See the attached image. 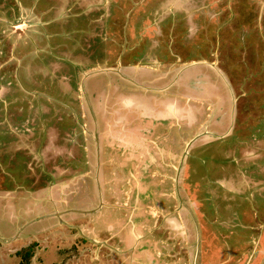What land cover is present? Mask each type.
<instances>
[{"label":"rangeland","instance_id":"obj_1","mask_svg":"<svg viewBox=\"0 0 264 264\" xmlns=\"http://www.w3.org/2000/svg\"><path fill=\"white\" fill-rule=\"evenodd\" d=\"M57 1L59 0H36L35 5L45 6L39 10L34 8L36 13L31 11L27 16L30 7L29 4L27 6L24 3V0H1V3L7 4L12 13L4 16L7 10L0 5L2 9L0 11V140L4 141L5 137L11 135L5 123L11 120L18 133L29 135L28 141H36V147L32 151L36 152V157H41L42 151L39 153L37 149L39 142H43L41 140L43 136L44 138L48 136V133L43 134L44 130L49 132L51 129L37 119L39 117L36 118L39 97L46 94L54 99L53 96H58L67 110L69 105L77 106V108L79 105L80 109L83 110L86 107L89 110L92 108L93 98L90 93L87 96L84 95L88 91L86 83L80 88L73 86L75 92L72 93V86L65 79H69L71 83H73L71 78H81L86 81L90 73L95 71L94 74H100L99 79L104 78L107 82L108 78L113 77L107 74L110 66H118L119 69L124 65L128 66L133 59L141 56L147 49L152 58H149L148 62L143 61L142 58L138 59L137 63L140 64L131 71V76L124 75L127 77L130 88L136 91L141 84L149 83L145 81L147 76L141 71L144 65L159 68V71L153 70L152 75L160 79L157 81L160 84L158 83L157 89L152 92L159 95L161 100L176 97L183 107L190 106L194 120L190 123L186 118L180 121L174 119L176 121L174 123H177L175 126L177 137L166 134L170 131L169 120L161 122L167 125V129L160 131V137L166 136L160 141L162 150L157 151V154L153 152L154 157L150 155L151 152H148L147 155H139V158L132 161L127 156V162L123 164L126 172H124L125 176L121 177L125 179L122 182L126 183V186L131 184V191L125 193L124 198L111 200L109 207L112 208L111 213L114 212L115 221L116 217L118 220L122 218L125 231L127 227L135 228L132 224L136 220L142 221L145 226L144 236L141 239L135 237L129 246L123 245L117 237L111 235H99L97 241L102 242L107 239L114 246V241L117 240L115 246L122 249V254L127 253L122 264H264V230L260 228L264 226V199L262 198L264 197V0H65L62 6L69 18L66 20L67 27L63 28V36L55 37L60 45L52 40L48 44V40L36 26L39 24L32 20L35 18L40 22L39 18L45 19L44 15L48 13H50L48 17H53L57 11L61 14ZM166 3L171 11L170 15H173V21L170 22L172 28L171 31L166 29L163 36L158 39L160 46L165 45L170 51L172 47L174 53L170 54L165 50L167 53L165 55L169 58L163 56L161 47L160 52L158 51L160 54H156L159 48L156 51H153L154 49L149 51L150 39L144 38L138 41L139 47L136 50L131 48L134 41L138 40L137 30L142 28L143 23H151L156 9L159 12L162 7H165L162 4L166 5ZM83 12L89 15H83ZM105 14L107 15L103 19ZM20 16L29 17V22L15 25V21H21ZM190 22L194 25L192 30L194 34L191 36L185 34L188 29L186 24ZM52 27L61 31V24L57 21L53 22ZM235 27L241 28L240 34L242 33L243 39L238 35L235 36ZM174 31L176 41L173 43ZM253 37H259V42L254 43L256 39ZM194 43L200 46L198 50H195ZM30 55L35 56L36 63L34 65L30 63L29 66ZM154 59L164 64H161V67L155 65L152 63ZM179 60L182 64H178ZM186 62L191 68L200 63L205 66L214 65L220 72H225L226 76L232 77L236 85L243 87L242 93L245 92V95L233 91L232 82L226 79L224 91H220L227 96L228 88H230L232 97L228 94L227 100H233L234 110L242 109L239 119L235 120L236 126L233 132L232 125L228 128L229 131L224 127L218 128L219 118L224 115L222 110L225 111V108L219 106L221 101L219 103V92L217 93L215 85L214 90L210 92H206V86L203 85L202 88L185 89L187 95L193 94V99L188 105L183 97H179L183 94L178 87L181 72L176 77L175 85L171 84V86L168 81H164L172 69L176 71L174 67L179 65L182 68ZM210 70L209 78H212L216 84L218 71ZM29 77L36 79L35 84L21 85L22 89L20 84ZM48 78H54L53 87L48 85H40V87L36 84V82L38 84L43 82L44 79L49 80ZM60 78L61 85H57L60 83L58 81ZM133 79L139 85L132 86ZM202 82L204 84L205 77ZM218 86L221 88V84ZM55 87L60 90L57 95H53L54 93L50 91ZM18 96L23 99L22 104L26 105L24 111H30L29 116L20 117L22 104L19 103ZM16 97L17 100H14ZM8 109L11 111L10 116H5L4 112ZM85 115H87V118H84L85 125L89 123L90 126L89 114L85 113ZM32 120L36 124L32 125L33 128L30 127L33 132L29 133L26 128L31 126ZM55 121L61 124L63 129L73 125V120L65 114L63 117L61 114L55 116ZM227 123L230 122L227 121ZM236 137L240 140V144L234 143ZM12 138L13 143L20 144L18 137L12 136ZM21 140L27 142L25 136H22ZM163 142L166 145L169 144L167 151L163 150L166 147ZM236 144H238L237 150L240 152L242 150L241 155L247 156L248 153H243L247 150L254 155L256 164L251 167L246 159H243L240 169L245 172L247 180L254 179L255 185L249 188L246 186V191L239 196L231 197L230 194L229 199L221 200L225 190L219 186L220 179H226L232 173V166L239 168L236 158L240 157V154L230 152ZM176 146L179 148L178 153ZM240 146H242L241 149ZM18 147L20 146L15 148ZM9 150H12V147ZM15 151L23 153V149H15ZM191 151L188 162L192 168L196 167L198 175H207L210 171L212 174L209 173L207 177H203L202 182L196 180L199 177H194L191 184L186 181L183 183L182 180L176 184L174 179L176 169L180 168L181 157L185 159ZM9 156L10 154H7V160ZM136 162L138 165L134 166ZM167 163L176 164L177 168L172 166L171 169V165L166 166L165 171H159V175L156 176L151 170L148 172V169L153 168L154 165L163 167ZM17 169L20 172L24 170V166L19 165ZM128 169L130 173H127ZM11 170L14 171L12 168ZM177 174L179 176V173ZM232 176L231 174L230 177ZM241 178H245L244 174L238 175L235 180ZM213 179L219 180L213 181ZM242 181L244 182V179ZM224 184L226 188L231 185L228 180ZM183 186L186 189L182 192ZM190 186L196 187L197 191L200 186L206 187L207 190L204 195L206 200L203 199L204 203L196 201L193 197L197 205L193 211L186 207L187 201L184 198ZM231 187L234 188L232 185ZM176 188L179 191L177 194ZM197 195L198 192L194 193L195 197ZM29 198H33V195ZM218 198L221 200L219 203L216 202ZM121 207L122 209H119ZM113 208L122 210L123 214L116 212ZM50 211L54 213L53 207ZM15 212L22 214L18 207ZM235 212L237 213L234 214ZM5 214L9 218L11 211ZM18 218L21 219L18 224L20 227L25 225L27 220H34L33 217L25 219L19 216ZM63 220L69 222L65 217ZM75 221L80 226L81 233L73 228L61 230V224L57 219L55 223L49 222L52 228L38 229L39 233L35 236L23 235L20 240L12 239L9 243L0 241V264H111L113 260H118L117 257H121V254L114 249L109 250L107 246L90 244L89 241L84 240L81 234L89 235L92 232L91 226ZM170 221L176 224L175 227ZM252 222L254 223L251 224ZM113 228L115 230L120 226ZM100 229L105 228L100 227ZM10 235L6 238L15 236L14 233ZM30 246L34 247V253L29 259L26 256V249L28 250ZM127 247L130 250H126ZM139 247L137 252L139 254H136V248Z\"/></svg>","mask_w":264,"mask_h":264},{"label":"flooded vegetation","instance_id":"obj_2","mask_svg":"<svg viewBox=\"0 0 264 264\" xmlns=\"http://www.w3.org/2000/svg\"><path fill=\"white\" fill-rule=\"evenodd\" d=\"M24 3L26 5L29 4L30 7V12L27 13V16L28 14L30 15L31 11H33V13L35 12L36 9L34 8H37L39 10V9H43V7L45 6V5H41L39 7L38 4L35 5L36 0H24ZM56 3L58 5L57 7L61 9V14L57 11L53 17H48L50 14L48 13L47 15H44L45 19H43V17L42 19L39 18L41 20L40 22L37 21V19L35 18H32V20L35 21V23L39 24L36 26L39 28V30H41L42 35L48 40V44H50V40H52L54 43L60 45V43L55 37L59 35L63 36V28L67 27L68 22L66 20L69 18V15L63 14L65 13L63 9L64 6L63 3H65V0H59ZM31 4L32 6H30ZM167 4L168 3H166V5L162 4V6L165 7H162V9L159 12L156 9V13L154 14L153 20L150 21L151 23H143L142 28L137 30L138 40L134 41V45L131 48L136 50L139 47L138 41L144 38L146 40L150 39V46H148L149 51H151V49L152 50L154 49L153 51H156L159 48L156 51L157 52L156 54H160L159 50L161 47L162 53H164L163 56H166L165 54H167L165 50L169 51L170 54L174 53L172 52L174 48L171 47V51H170V49L165 45L160 46L159 44L160 41L158 39L159 37L163 36L166 29L171 31L172 28L170 22L173 21L172 18L173 15H170L171 11L167 7ZM0 5L1 6L3 5L4 8L7 10L6 13H4V16L12 13L11 9L8 8L7 4L1 3V0H0ZM1 10L2 9H0V11ZM83 15H89V13L83 12ZM106 15L107 14L103 16V19L105 18ZM27 16L25 17L20 16L21 18L20 17L19 18L21 19V21L22 20L25 21V18L29 20V17ZM63 18L66 19L64 20ZM56 21L61 24V31L57 30L55 27H52L53 22ZM143 22H145L144 19ZM186 25H188V29L186 30L185 34L191 36L192 34H194L192 31L194 25L191 24V22L187 23ZM256 28L258 27L256 26ZM240 31L241 28L240 29H237L236 27L234 28L235 36L238 35L243 39V35L242 33L240 34ZM174 36L175 39L173 43L176 41L175 31H174ZM253 38L256 39L253 41L254 43L259 42V37H253ZM198 39L199 37L197 38V40ZM193 46L195 47V50H198L200 48V46H198L197 44ZM190 48L192 47L190 46ZM191 51L193 52V49H191ZM136 56L137 54L134 55L135 58ZM141 58L143 59V61L145 60L148 62V59L152 58V56L150 52H148L146 49L144 50L141 56L139 55L138 58H136L135 60L133 59L132 60L133 62L128 66L124 65L121 69H119L118 66H110L107 71V74L113 77L108 78L107 82L104 78L99 79L98 76H100V74H94L95 71L90 73V75L93 76L90 77L89 75L86 81L82 80L81 78L80 79L71 78L73 80V83H71L69 79L68 80L65 79L66 82L72 86V90H71L72 93L73 91L75 92L73 86H77L78 88H80L84 83H86V88L88 91L87 93H84V95L87 96L90 93L93 98L92 108H90L89 110L86 107L83 110L80 109V106L77 103L76 105H78V108L77 106L70 107L69 105V108L67 110L66 108H64L65 104H63V101L61 100L60 97L53 96L54 99H52L51 97H48L46 94L44 96H40L39 97L40 99H38L36 105L37 106L36 118L39 117L37 119H39L42 123L47 124V126L50 127V128L48 127V129H51L50 131L48 130L49 132H46L44 130L43 134L48 133V136L46 138H44L43 136V138H41L43 142L42 143L39 142L40 144L39 146L41 147L38 146L37 149H39V153L40 151H42L41 157H36L35 156L36 152L32 151L33 148L36 147V141L35 142L28 141V137L30 138L29 135L26 134L22 135V133H18L17 132L18 130L17 131L15 130V127L11 120L9 123L5 122L8 125L7 129H9L8 131L11 133V135L5 137L4 141L0 140V152H1L0 154V234L1 236L10 237L11 236L10 234L14 233L15 234L14 237H16L15 239L17 241L20 240L23 235L29 236L30 234H33V236H35L37 233H39L38 229L52 228L49 222L55 223L57 219L61 224V230L67 228L69 229L73 228V230H77L78 232L81 233L82 231L80 226L77 225V223H75L77 222L75 220H78V222H80L81 224L84 223V224H89V226H91L90 231L92 232H90L89 235H87L88 233L81 234L83 239L89 241L90 244L92 243L94 245H104L107 246L106 248H109V250L111 249L116 250L117 253L121 254V257H117L116 259L118 260H113L111 264H122L123 260L126 257L125 255L127 253L125 255L122 254L123 252L122 249H119L115 246L117 240L114 241L115 242L114 246H112L109 243V241H107V239H104V241L102 242H99L97 240L99 238V235L100 236L111 235L117 237L118 241L122 242L123 245L129 246V244L134 241L135 237L141 239L144 236L143 232L145 230V226L144 223H142V221L140 222L136 220L132 224V226L135 228L127 227L126 229L127 231H125V229H123L125 223H122L123 222L122 218L118 220V218L116 217V221H115L114 212L111 213L112 208L109 207V202L111 200L124 198L125 193L127 192L129 193V191H131V184L130 186L128 185L126 186V183L122 182L125 181V179L121 177L125 176L124 172H126V168L125 166H123V164L124 163L126 164L127 156L128 159L132 161L135 158H139L138 157L139 155L140 156L147 155L148 152L149 153L151 152L150 155L154 157V154H157V151L162 150V148L160 147L161 145L160 141L166 136L163 135L162 137H160V131L165 129L167 125L161 122H165L169 120L170 131L169 133L166 134H170L171 136L177 137L176 135L177 132L175 131L176 130L175 126L177 125V123L176 124L174 123L175 121L174 119H176V121H180L182 118L183 119L186 118L190 123L193 122L192 120H194L193 119L194 115L192 112L193 110L190 108V106L186 108L183 107L178 102L176 97L161 100V97L159 95L152 92L154 89H157L156 86L158 85V83L160 84V82H157L160 81V79L159 78L156 79L155 75H152L153 70L159 71V68L155 69L152 66L148 67V65H144L141 71L145 76H147L145 81H149V83L145 85L141 84V86H138L139 88L136 91L130 88L127 77H125L124 75L131 76V71H134L138 66V64H140L137 62L138 59L140 60ZM34 59H35L34 55L30 57L28 64L29 66L30 63L32 65L36 63ZM152 63H154L155 65H159L160 67L161 64H164V62H160L158 59H154ZM179 63L182 64V61L179 60L178 64ZM46 66L48 67V65ZM194 66L195 67L191 68L188 62H186L182 68L179 67V65H177L176 67H174L176 71L172 69L170 73H168V75L164 78V81H168L169 85L171 84L175 85L177 83L176 77L181 72V75L178 80V85H179L178 87L180 91L183 93L182 94L183 96L181 95L179 97L180 98L183 97V99L188 105L193 99L192 98L193 94L190 93V95L189 94L187 95L185 93L186 91L185 89L189 90L188 87L202 88L203 85L206 86V92H210V90L212 91L214 90V85H215L217 88V93L219 92L218 95L219 103L221 101V104L219 106L220 108L221 107L225 108V111L222 110L224 112V115L219 118L220 123L218 122L219 124L218 128L222 129L224 127L228 129L230 125L235 127L236 126L235 120L239 119L240 112L242 109L240 108L238 110L237 108L234 110L233 100H227L228 94L230 97H232L230 88H228L227 96H225L224 92H220V91L221 90L224 91L223 89L224 83L227 84V80H230L232 82L234 89L233 91H237L239 94L241 93L245 95L246 94L245 92L242 93L243 87L240 88L238 85H236L232 77L226 76L227 73L220 72V70L214 67V65L205 66V65H201L200 63L199 65L196 64ZM210 69L214 70V72L218 71L217 72L218 78L216 77L217 78L216 81L218 84L217 83L214 84L215 81L212 78H209ZM59 73L61 75V71ZM193 74H195V76ZM204 77H205V82L203 84L202 80ZM48 79L49 80L44 79V81L39 82V84L36 82V84L38 86L48 85L53 87V85L55 84L54 78H48ZM35 80L36 79H32L31 77H29L27 78V80H23L22 84H20V80H19L18 85L20 84V86L21 85L33 86V84H35ZM133 80L134 82L132 86L139 85L135 81V79ZM58 81L60 83H57V85H61V78L58 79ZM219 84H221L222 89L219 88L218 86ZM21 88L23 89L22 86ZM56 88L57 87H55L54 89H50V91L54 93L53 95H57L60 91L58 88L57 89ZM170 89L172 90L173 88ZM175 92L176 91H174V93ZM169 93L173 95L172 92ZM35 97L37 96L35 95ZM89 98L91 99V97ZM14 100H17V97ZM169 100H174L175 103L177 104V105H173V107L175 106L176 108V110L173 112L169 108L171 105V101ZM18 101L20 104H22L23 99L22 98L20 99L18 96ZM132 101H136V102L132 103ZM25 107L26 105L24 106V104L20 106V110L22 112L20 117L22 116V118H24L25 116H29L30 114L29 110L24 111ZM156 107L158 109H156ZM162 107H165L164 111L162 110ZM226 108H231V109L229 110ZM156 110L158 111L156 112ZM10 113H11L10 109L4 112L5 116L6 115L10 116ZM85 113L86 114L88 113L89 118L91 119L90 126L89 123L87 126L85 125L84 118H87V115H85ZM59 114H61V117H63L64 114L70 117L73 120V125L69 126L68 129L61 128V124H57L55 121V116H59ZM43 118L44 120H42ZM34 120L31 121L30 123L31 126H28L26 128V130H28L27 132L29 133L33 132L31 131L32 129L30 127L33 128L32 125L36 124ZM39 120L36 121L38 122ZM227 121L230 123H227ZM130 124H133V126H129ZM161 124L163 125L161 126ZM2 128L5 127L2 126ZM156 128H158L157 132H156ZM12 136L18 137V139L21 141L20 144L13 143ZM22 136H25L27 142L21 140ZM237 139L238 138L236 137L234 143L235 141H237ZM163 144L166 146L165 142H163ZM177 144L178 143L176 141V145ZM237 145L238 144L233 146L230 152L232 154L235 153L240 154L241 156L240 150L239 151L237 150L238 149ZM16 146H20V147L15 148ZM187 146L185 148L186 150H187ZM10 147H12V150H9ZM176 148L178 153V149H179L178 146H176ZM239 148L241 149L242 146H240ZM15 149H23V153L20 151H15ZM7 154L8 155L10 154L8 160H7ZM190 154H192V151L185 157V159L181 157L182 161L180 163L179 170L176 164L171 165L167 163L163 167L161 165L160 166L154 165L155 167L153 166V168L148 169V172L151 170L153 174H155L156 176L159 175V171L161 170L165 171V167L171 165L170 167L171 169L172 166L177 168L174 179V182H176V184L180 183L181 180L183 183L186 181L191 184L193 183L194 177H199L196 180L202 182L203 177L205 176L207 177L209 173H211V171L207 175H198L196 167L192 168V166L188 162L189 161L188 156ZM252 154L253 153L250 152L246 156L247 164L251 167L254 164H256L254 162V155ZM158 157L161 158V156ZM236 161L239 165V168L236 169L232 166L233 169L232 173H230L226 177V179L225 178L220 179L221 182L219 186L225 190L221 200H225L226 198L229 199L228 197H230V194L231 197L234 195L239 196L242 192L246 191L247 189L246 186L249 188L250 187L249 184L251 186L255 185V183H253V178H249V181H251V183L248 184L247 182L245 186L243 185V181L241 179L235 180V178L238 175H240V170H241L240 169L241 159L239 160L237 157ZM19 165H23L24 170L22 169L19 172L17 169ZM137 165L138 163L134 166ZM7 168L9 171L7 170ZM11 168L14 169V171H12ZM127 173H130L129 169ZM177 173H179V176ZM231 174L233 175L232 177H230ZM167 176H171V175L168 174ZM226 180H228L229 184H231L234 181L233 184H231L234 188H232L231 185L229 188H226V185L224 184ZM259 182L260 181H258V183ZM241 185H243V188ZM256 187L258 186L256 185ZM205 188L206 187L200 186V188L197 191L196 187L190 186V190L186 191L184 198L185 201L187 202L185 203V205L186 207L189 208L190 211L191 210L193 211L194 207H197L195 200L198 202L202 201V203H204L203 199L206 200V196L204 195L206 194L207 190ZM181 189L183 192V190H185L186 187L183 186L181 187ZM175 191L176 194L177 192L179 193L177 188L175 189ZM197 192L198 195L195 197L194 193ZM30 195H33V198H29ZM193 197L195 198V200ZM172 198L174 197L172 196ZM262 198L264 199V197ZM221 200L218 198L216 202L219 203V201ZM17 207L20 209L22 214H18L15 212L17 210ZM52 207L54 213H50ZM119 209H122V207ZM115 210L116 212L122 213V210H117V209ZM10 211H11V215L8 218L5 213ZM236 213L237 212H235L234 214ZM19 216H21L22 218L24 217L25 219L33 217L34 220L31 221L29 219L30 221L27 220L25 225L20 227L18 226V224L21 222V219L18 218ZM149 216H153V215L149 214ZM63 217L67 218V220L70 223L63 220ZM137 222L139 223L137 224L136 227L135 225ZM170 223L172 224V226L175 227L176 224L173 221H170ZM115 226H120V228L114 230L113 227ZM100 227L105 229H100ZM262 229L264 230V226L262 227ZM125 234L127 235L126 237L122 236ZM63 235H67V234H63ZM71 235H74V233L73 234L71 233ZM262 237L260 238L261 242H262ZM122 243H120V245ZM141 244H145V243H141ZM128 249L129 247L126 248V250ZM139 249L140 247L136 248V251L134 250L136 254H139L137 253ZM254 256L256 257V253L254 254ZM254 256L252 258H254Z\"/></svg>","mask_w":264,"mask_h":264},{"label":"crops","instance_id":"obj_3","mask_svg":"<svg viewBox=\"0 0 264 264\" xmlns=\"http://www.w3.org/2000/svg\"><path fill=\"white\" fill-rule=\"evenodd\" d=\"M59 13H60V11H58ZM63 14H67V13H63ZM170 101V100H169ZM133 102H136V101H132V103ZM173 105H177L175 102H173V103H171V105H170V110L173 112V111H175L176 110V108H175V106L173 107ZM156 109H158L157 107H156ZM164 109H165V107H162V110L164 111ZM169 110V109H168ZM169 110V111H170ZM158 110H156V112H157ZM176 115V114H175ZM175 115H173V116H175ZM231 129H232V132H233V130H234V127L232 126L231 127ZM227 131H229V130H227ZM231 132V133H232ZM236 143H239L240 142V140L239 139H237V141H235ZM240 144V143H239ZM163 149H165L164 151H167L168 150V144L166 145V147L165 148H163ZM241 152H242V150H241ZM254 152H256V149L254 148ZM243 153H245V154H247V153H249V151L247 150V151H244ZM241 157V158H240ZM240 157H238V159L240 160H242V158L244 157L245 159H246V156L245 155H241ZM243 158V159H244ZM240 174H244V177L245 178H241L242 180L244 179V182H243V185L245 186L246 185V183L248 182V184H249V180H247L246 178H248L247 176H245V172L243 171V170H241V172H240ZM219 179H217V180H214L213 179V181H218ZM211 181H212V179H211ZM253 181H254V179H253ZM243 185H241L242 187H243ZM211 186V185H210ZM249 186L250 187H252L250 184H249ZM254 222H252L251 224H253ZM254 226H256V225H254ZM260 226V225H259ZM262 227L263 226H260V228L262 229ZM226 250H229V249H226Z\"/></svg>","mask_w":264,"mask_h":264},{"label":"water","instance_id":"obj_4","mask_svg":"<svg viewBox=\"0 0 264 264\" xmlns=\"http://www.w3.org/2000/svg\"><path fill=\"white\" fill-rule=\"evenodd\" d=\"M24 22H29V20L27 19V18H25V21H18V22H14V24L15 25H18V24H22V23H24ZM16 237H13V238H6V237H3V236H1V234H0V240L2 241V242H4V243H9V242H11V240L12 239H15Z\"/></svg>","mask_w":264,"mask_h":264},{"label":"trees","instance_id":"obj_5","mask_svg":"<svg viewBox=\"0 0 264 264\" xmlns=\"http://www.w3.org/2000/svg\"><path fill=\"white\" fill-rule=\"evenodd\" d=\"M29 249L27 250L26 249V256L30 259L31 258V256H32V254L34 253V247L33 246H30V247H28Z\"/></svg>","mask_w":264,"mask_h":264}]
</instances>
